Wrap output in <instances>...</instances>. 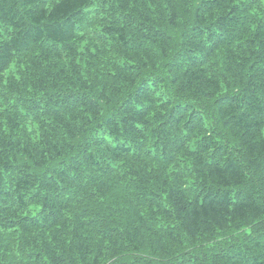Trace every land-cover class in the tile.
Here are the masks:
<instances>
[{
    "label": "trees",
    "instance_id": "1",
    "mask_svg": "<svg viewBox=\"0 0 264 264\" xmlns=\"http://www.w3.org/2000/svg\"><path fill=\"white\" fill-rule=\"evenodd\" d=\"M0 264H264V0H0Z\"/></svg>",
    "mask_w": 264,
    "mask_h": 264
}]
</instances>
